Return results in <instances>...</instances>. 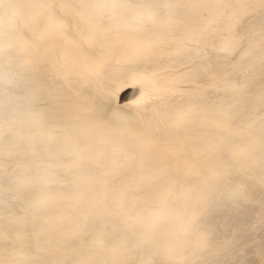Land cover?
Returning a JSON list of instances; mask_svg holds the SVG:
<instances>
[{"label": "bare ground", "instance_id": "6f19581e", "mask_svg": "<svg viewBox=\"0 0 264 264\" xmlns=\"http://www.w3.org/2000/svg\"><path fill=\"white\" fill-rule=\"evenodd\" d=\"M0 264H264V0H0Z\"/></svg>", "mask_w": 264, "mask_h": 264}]
</instances>
